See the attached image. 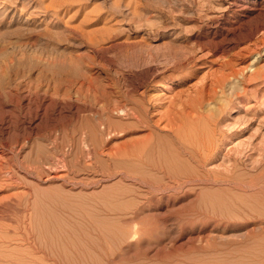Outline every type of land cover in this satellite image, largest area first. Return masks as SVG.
I'll return each mask as SVG.
<instances>
[{
  "label": "rangeland",
  "instance_id": "obj_1",
  "mask_svg": "<svg viewBox=\"0 0 264 264\" xmlns=\"http://www.w3.org/2000/svg\"><path fill=\"white\" fill-rule=\"evenodd\" d=\"M0 218L15 264H264V0H0Z\"/></svg>",
  "mask_w": 264,
  "mask_h": 264
},
{
  "label": "bare ground",
  "instance_id": "obj_2",
  "mask_svg": "<svg viewBox=\"0 0 264 264\" xmlns=\"http://www.w3.org/2000/svg\"><path fill=\"white\" fill-rule=\"evenodd\" d=\"M68 5H69V3H68ZM46 7V6H45ZM45 11V10H44ZM43 11V12H44ZM177 56H179V55H177ZM176 56V64L178 63V61H182V60H177V57ZM187 58V57H186ZM184 60V59H183ZM254 61H257V58H254V60H253V62ZM222 88V87H221ZM223 91V90H222ZM210 101V100H209ZM204 106H206V105H204ZM208 108H209V106H208ZM119 111H121L123 114H126V112H127V109L128 108H126V107H124V106H120L119 108ZM204 109H205V107H204ZM209 110V109H208ZM210 112H211V110H210ZM203 117L204 118H207V119H209L210 117H211V114H209L208 112H205V111H203L202 112V119H203ZM202 121H204V120H202ZM194 123V122H193ZM198 123V122H197ZM202 124V123H201ZM189 126V125H188ZM191 126V125H190ZM194 127H195V125L193 126V128L188 132V134H187V136H188V138H185V139H187V142L189 143V144H185V143H183L182 144V148L184 147L185 148V150L189 153V155L194 159V160H196L197 162H200V161H203V160H205L209 155H210V150L208 149V147L207 148H205L203 151H198L196 148H194L195 147V145H196V143H195V131H197V126L195 127L196 129H194ZM194 131V132H193ZM198 133V132H197ZM203 133V132H202ZM201 133V134H202ZM199 134H200V132H199ZM198 134V135H199ZM200 134V135H201ZM180 135H181V133H180ZM179 135V137H182V136H180ZM186 136V137H187ZM185 137V135L182 137V139ZM202 137H203V134H202ZM180 141H181V138L179 139ZM197 141V140H196ZM184 142H186V141H184ZM186 142V143H187ZM199 142V141H198ZM213 142V141H212ZM209 145H210V143H208ZM180 146V145H179ZM183 148V149H184ZM228 179V178H227ZM2 212V211H1ZM8 216V215H7ZM1 217H2V215H1ZM3 217H4V215H3ZM8 218V217H7ZM10 218H12V217H10ZM1 219V218H0ZM3 219V218H2ZM5 220V219H4ZM2 226V225H1ZM7 228V227H6ZM1 229V228H0ZM7 230H8V228H7ZM1 234V233H0ZM4 235H6V233L4 234ZM3 236V235H2ZM9 237V236H8ZM14 238V237H13ZM6 239H7V237H6ZM15 239H13V241H14ZM12 241V240H11ZM0 242H3V243H5L6 241L5 240H3L2 239V237H0ZM8 243H9V241H8ZM5 244H7V243H5ZM2 246V245H1ZM1 248V247H0ZM51 252V251H50ZM1 254V253H0ZM74 255V254H73ZM2 256V255H1ZM0 256V264H15V259L13 258V259H3L2 257ZM6 256V255H5ZM10 256H12L11 254H10ZM8 257V256H7ZM13 257V256H12ZM57 258V257H56ZM58 259V258H57ZM74 259V258H73ZM75 259H76V257H75ZM5 261V262H4ZM59 262V261H58Z\"/></svg>",
  "mask_w": 264,
  "mask_h": 264
}]
</instances>
